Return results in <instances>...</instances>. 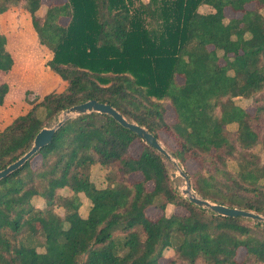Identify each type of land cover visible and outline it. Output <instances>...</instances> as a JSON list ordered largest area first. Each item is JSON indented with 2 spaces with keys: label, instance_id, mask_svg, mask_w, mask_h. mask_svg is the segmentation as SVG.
I'll return each mask as SVG.
<instances>
[{
  "label": "trees",
  "instance_id": "obj_1",
  "mask_svg": "<svg viewBox=\"0 0 264 264\" xmlns=\"http://www.w3.org/2000/svg\"><path fill=\"white\" fill-rule=\"evenodd\" d=\"M17 5L30 14L39 43L52 52L46 65L66 86L0 131V170L55 115L95 99L156 138L163 132L174 158L197 162L189 181L200 197L264 216V161L254 152L264 147V0H65L48 4L42 19L41 0H0V13ZM226 8L241 16L227 18ZM6 43L0 33L2 71L13 64ZM24 50L14 54L19 70L31 61ZM7 91L1 83L0 105ZM135 140L108 114H81L1 178L0 264H161L167 249L174 252L168 264H264L263 222L249 225L180 196L164 156L142 140L141 151L130 153ZM93 166L104 172L102 185L92 179ZM133 173L140 178L130 181ZM34 197L45 206L35 208ZM82 197L86 216L79 214ZM168 205L186 213H167ZM150 206L161 214L149 216Z\"/></svg>",
  "mask_w": 264,
  "mask_h": 264
},
{
  "label": "rangeland",
  "instance_id": "obj_2",
  "mask_svg": "<svg viewBox=\"0 0 264 264\" xmlns=\"http://www.w3.org/2000/svg\"><path fill=\"white\" fill-rule=\"evenodd\" d=\"M63 1L65 0H41V7L37 11V15L41 18L44 14L45 7L48 4L53 2H63ZM246 6L247 8H253L254 5L253 3H249ZM224 12L227 18L241 16L240 12H233L229 8H226ZM67 20L68 19L66 17H62L60 19V21L63 23H66ZM0 32L4 33L6 38H8L9 46L12 47L13 50L17 49L19 51L20 48L24 50L25 45H22L24 39L34 40V43L29 42V44H27L28 45L27 49L24 50V53L25 51H28L31 61L28 62V64L19 66L23 70L22 69L19 70L18 67L13 68L14 70L13 73H15L16 75L15 74L9 75L11 79L14 81L15 85H13L14 88L13 87L9 88L7 92V96L5 97V100L0 109V114L10 113L8 117L2 119L1 121L2 125H0L1 126L0 128H2L3 126L5 127L6 124L8 125L9 122H11L18 115L24 114L27 111H29L36 103L40 102V100L45 94L49 92H60L65 86L66 82L62 83L61 81L62 79L57 75L61 80L57 79L56 83L52 82L51 83L52 88L48 87L47 90L43 89L40 91H36L37 89L34 88V85L36 86L39 85L40 86L39 88L43 86V82L41 81L42 79H40L41 77H43V79L45 80L49 78V74L51 73H49L45 65L46 64L45 62H47V60H49L52 57V52L46 46H43L41 43H39L36 31L34 30L31 24L30 14L20 5L10 6L6 11L0 13ZM42 47L45 50V54H41L40 56L39 53L41 52L40 50L42 49ZM19 72H20V76H19ZM177 81L182 82V78L180 76H177ZM0 82H1V78H0ZM7 82L8 85L10 86L9 77L7 78ZM165 107H166L165 119L167 120V122L172 123L175 117L173 109L168 102H165ZM61 113L62 112L55 115L51 120L47 121L44 127H51L53 124H55L59 119H61ZM158 140L162 143V146L171 154L174 148L173 141L170 138H168L163 132H159ZM142 144L143 142L141 140L133 141L130 145V149H129L130 153L134 155L139 153L141 151ZM254 152L260 156V159H262L261 161H264V147L262 145H258L254 149ZM172 158L174 157L172 156ZM174 159L177 161L180 169H182L188 175V178L190 180L189 175L195 172L196 169L198 168L197 162L191 159H188L186 162H181L177 158ZM36 162H38V159H35L33 161L34 164ZM164 162L169 172L170 182L172 186L175 188V190L177 191V193H179L180 196L186 197L181 193V190L185 188L184 178L179 174L176 166L173 164L171 160L164 157ZM226 164H227V168L230 171L232 172L236 171L237 163L236 160L232 159V157L228 158ZM100 168L98 166H93L91 172L92 179L95 180L97 185H102L103 183L101 182V184H99L104 174V172ZM173 172L175 173L174 176L171 175V173ZM138 177L140 178V174L133 173L129 175V180L134 181ZM151 186H152L151 182L147 183L148 188H151ZM68 192L69 191L67 188H61L57 190V193L62 195H68ZM81 200H82V204L79 208V214L81 216H86L89 207V202L84 197H82ZM31 202L35 208H43L45 206L43 200H41L38 197H34ZM53 209L55 212L59 214H64V210L61 207L53 206ZM166 212L167 213L176 212L178 214L186 213L184 208L174 205H168L166 207ZM146 213L154 218L161 214V210L154 206H150L146 209ZM245 222L249 225L255 224L254 220L249 218H246ZM37 250L40 251L43 250V248L38 246ZM243 256H244V249L241 248L237 252V258L242 259ZM172 257H174L173 250L167 249L164 251L163 256L161 257L159 262L161 264H168L169 259ZM83 258L84 256H82V259ZM201 262L202 261L198 259L196 264H200ZM182 264H189V263L183 261Z\"/></svg>",
  "mask_w": 264,
  "mask_h": 264
},
{
  "label": "water",
  "instance_id": "obj_3",
  "mask_svg": "<svg viewBox=\"0 0 264 264\" xmlns=\"http://www.w3.org/2000/svg\"><path fill=\"white\" fill-rule=\"evenodd\" d=\"M61 119H59L51 127H42L34 136L31 147L18 159L9 163L6 167L0 170V179L7 176L14 170L21 167L25 161H27L31 156L38 152L42 147L48 145L54 136L55 131L68 119L76 117L81 114L97 112L105 113L111 116L116 122L121 126L134 132L143 142L156 150L159 154L163 155L165 158L171 160L176 166L179 174L185 180V188L181 190V193L188 198V200L198 207L205 208L211 212H214L223 216L230 217H242L249 218L255 221H260L264 223V216L253 212L251 210L230 207L224 204L215 203L208 199L200 197L192 188L189 181L188 175L180 169L177 161L172 158L171 154L162 146L158 138L154 136L150 131H148L144 126L136 123L135 121L129 120L124 115H122L118 110H116L111 104L100 102L95 99H88L86 101L73 104L63 111H61ZM172 176L175 173H171Z\"/></svg>",
  "mask_w": 264,
  "mask_h": 264
},
{
  "label": "crops",
  "instance_id": "obj_4",
  "mask_svg": "<svg viewBox=\"0 0 264 264\" xmlns=\"http://www.w3.org/2000/svg\"><path fill=\"white\" fill-rule=\"evenodd\" d=\"M1 33V32H0ZM4 34V33H3ZM5 35V34H4ZM6 41H7V43H6V49L10 52V54H11V56H12V59H13V64H12V66H11V68L8 70V71H2V70H0V74H1V76H0V78H1V82H0V84L1 83H3V82H6L7 84H8V82H7V78H8V76L9 75H11V74H15V73H13L14 72V70H13V68H15V66H16V57H15V51L16 50H13V48L11 47V48H9V43H8V38H6ZM44 46V45H43ZM41 52L39 53L40 54V56H41V54H45V50L43 49V47H42V49L40 50ZM46 63V62H45ZM46 65V64H45ZM46 67H47V69H48V71H49V73H51V74H49V78L48 79H43V77H41L40 79H42L41 81L43 82V86L41 87V88H39L40 86L39 85H34V88H36L37 90L36 91H40V90H43V89H46L47 90V88L48 87H50V88H52L51 86V83L52 82H55L56 83V80L58 79V80H61L58 76H57V74L56 73H54L47 65H46ZM8 73V74H7ZM8 75V76H7ZM16 75V74H15ZM10 77V76H9ZM18 77V76H17ZM4 78H6V79H4ZM4 79V80H3ZM6 80V81H5ZM10 80L11 81H13L12 79H11V77H10ZM3 81V82H2ZM62 81V83H65V81H63V80H61ZM65 86H66V83H65ZM65 86L63 87V89L65 88ZM13 86L10 84V86L8 85V90H9V88H12ZM14 88V87H13ZM49 88V89H50ZM16 89V88H15ZM15 89H13V90H15ZM62 89V90H63ZM8 92V91H7ZM7 96V93H6V95H5V97ZM5 97H4V100H5ZM1 106L2 105H0V109H1ZM10 115V113H5V114H0V125H2V123H1V121H2V119H4V118H6V117H8ZM10 123V122H9ZM7 125V124H6ZM1 127V126H0ZM4 128V126L2 127V128H0V131L2 130ZM139 178V177H138Z\"/></svg>",
  "mask_w": 264,
  "mask_h": 264
}]
</instances>
